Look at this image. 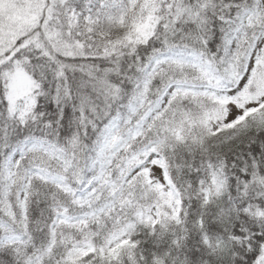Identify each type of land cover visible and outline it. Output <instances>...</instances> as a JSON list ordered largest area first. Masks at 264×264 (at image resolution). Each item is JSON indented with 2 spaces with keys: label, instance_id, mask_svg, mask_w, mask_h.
Returning <instances> with one entry per match:
<instances>
[{
  "label": "snow or ice",
  "instance_id": "6c2138e0",
  "mask_svg": "<svg viewBox=\"0 0 264 264\" xmlns=\"http://www.w3.org/2000/svg\"><path fill=\"white\" fill-rule=\"evenodd\" d=\"M0 264H264V0H0Z\"/></svg>",
  "mask_w": 264,
  "mask_h": 264
}]
</instances>
